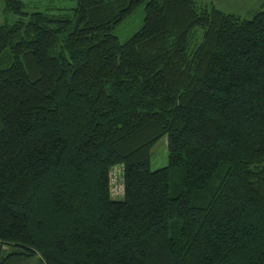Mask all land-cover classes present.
<instances>
[{
	"label": "trees",
	"instance_id": "1",
	"mask_svg": "<svg viewBox=\"0 0 264 264\" xmlns=\"http://www.w3.org/2000/svg\"><path fill=\"white\" fill-rule=\"evenodd\" d=\"M0 1V264H264V0Z\"/></svg>",
	"mask_w": 264,
	"mask_h": 264
},
{
	"label": "rangeland",
	"instance_id": "2",
	"mask_svg": "<svg viewBox=\"0 0 264 264\" xmlns=\"http://www.w3.org/2000/svg\"><path fill=\"white\" fill-rule=\"evenodd\" d=\"M26 4V10L28 12L43 11L47 13H59L63 11H71L70 9L76 5V0H23ZM206 2H213L217 7L221 8L225 12L233 13L241 17H249L247 14L248 10L257 7L259 0H199ZM261 1V0H260ZM143 4L139 5L136 10L123 22L113 29V33L116 34L121 41L126 40L133 32H135L142 24L143 20ZM3 14V3L0 1V24L4 21ZM16 16L11 13H7V22L11 23ZM165 156V157H164ZM161 158H165L161 161ZM166 137L160 138L152 149L151 165L152 169L166 165ZM161 165V166H160ZM264 166V162L262 164ZM122 167L117 166L111 169L110 178L112 180V192L114 196L119 194L121 197L123 191V178H122ZM1 247V243H0ZM5 252H9L11 247L3 245ZM6 264H39L36 258L23 259V260H12ZM42 264V263H40ZM44 264V263H43Z\"/></svg>",
	"mask_w": 264,
	"mask_h": 264
}]
</instances>
